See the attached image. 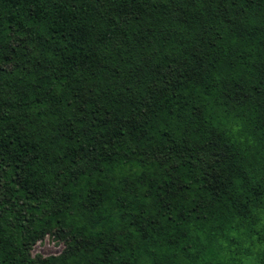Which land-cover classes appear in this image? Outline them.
I'll list each match as a JSON object with an SVG mask.
<instances>
[{"label":"trees","instance_id":"1","mask_svg":"<svg viewBox=\"0 0 264 264\" xmlns=\"http://www.w3.org/2000/svg\"><path fill=\"white\" fill-rule=\"evenodd\" d=\"M0 264H264V0H0Z\"/></svg>","mask_w":264,"mask_h":264},{"label":"rangeland","instance_id":"2","mask_svg":"<svg viewBox=\"0 0 264 264\" xmlns=\"http://www.w3.org/2000/svg\"><path fill=\"white\" fill-rule=\"evenodd\" d=\"M62 247L63 245L61 242H57L50 236L46 235L42 240L37 241L30 248L29 252L31 255L39 254L45 256L48 254L59 253Z\"/></svg>","mask_w":264,"mask_h":264}]
</instances>
